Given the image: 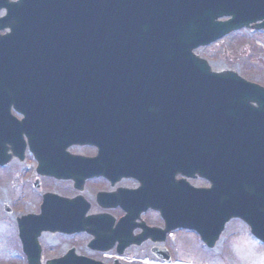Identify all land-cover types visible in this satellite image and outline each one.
I'll use <instances>...</instances> for the list:
<instances>
[{
    "label": "water",
    "instance_id": "obj_1",
    "mask_svg": "<svg viewBox=\"0 0 264 264\" xmlns=\"http://www.w3.org/2000/svg\"><path fill=\"white\" fill-rule=\"evenodd\" d=\"M3 9L0 31L8 32L0 35V165L22 158L26 133L37 173L73 179L82 189L83 161L65 152L67 141L78 137L75 125L61 117L46 119L43 112L34 114L37 107L16 102L79 100L65 94L66 79L74 74L65 63L85 60L91 67L94 56L117 57L98 60L99 99L137 102L133 115L146 114L162 138L159 149L134 152L133 172L141 180L137 206L125 208L128 214L115 227L108 215L85 216L89 206L79 196L45 194L39 215L18 218L27 264H41L43 232L85 231L93 236L89 248L104 252L118 242L116 252L122 254L132 244L163 242L166 233L183 228L213 248L225 224L239 218L264 243V89L232 70L214 71L193 53L241 28L264 30V0H0ZM77 73L86 81L72 84L88 88L89 75L83 69ZM10 102L31 115L16 122L9 116ZM117 151L103 150L102 159L114 163L124 154ZM102 159L87 161L86 168L101 167ZM99 170L92 174L106 176ZM176 175L182 177L177 182ZM196 176L210 188L186 182ZM116 198L98 194L97 201L102 207L125 206V196L110 203ZM148 207L161 212L164 230L133 224ZM135 227L142 228L137 236ZM152 252L170 261L166 250ZM45 264L103 263L71 249Z\"/></svg>",
    "mask_w": 264,
    "mask_h": 264
},
{
    "label": "rangeland",
    "instance_id": "obj_2",
    "mask_svg": "<svg viewBox=\"0 0 264 264\" xmlns=\"http://www.w3.org/2000/svg\"><path fill=\"white\" fill-rule=\"evenodd\" d=\"M206 59L214 70L231 69L249 82L264 87V31L241 29L221 40L196 51ZM9 165L0 166V264H25L19 253L15 218L22 214L37 212L41 194L45 191L64 196H74L77 192L69 182L53 180L42 181L40 189L33 190L31 184L36 175L35 162L30 155L21 162L12 160ZM192 184L207 185L199 180ZM90 191V189H89ZM84 196L90 201L86 190ZM6 209H9L7 211ZM150 225H159L156 215L144 218ZM90 237L86 234L64 236L43 234L39 240L43 250V260L63 255L74 247L78 254L91 257L106 264L112 262L113 253L102 255L86 247ZM152 244L145 243L139 248L126 252L123 264H141L140 258L150 255ZM167 248L173 259L199 264H264V245L254 239L248 228L240 221H231L222 233L214 249H207L196 234L178 230L166 240Z\"/></svg>",
    "mask_w": 264,
    "mask_h": 264
},
{
    "label": "flooded vegetation",
    "instance_id": "obj_3",
    "mask_svg": "<svg viewBox=\"0 0 264 264\" xmlns=\"http://www.w3.org/2000/svg\"><path fill=\"white\" fill-rule=\"evenodd\" d=\"M81 105L79 106L78 111L76 112V117L82 119L87 123V128L90 130L96 131V123L102 119V115H100L99 112H102V107L108 106V105H103L101 104L100 101H86L82 100L80 102ZM12 114L17 118V119H22L23 114L21 112H18L17 110H11ZM25 137V136H24ZM101 138L99 133L94 132L93 133V139H84L86 141L85 143H82V145H72L68 148L69 152L73 154H78L84 158H92L95 157L98 154V145L97 143H101ZM125 143V142H123ZM131 151V144L128 143V153ZM26 155H30L29 152H26ZM117 162L120 163H127V159L125 160H119ZM118 175H115L114 178H116ZM44 181V180H43ZM42 179H40V183L43 182ZM137 182L133 180L132 177L127 176V177H121L115 180L114 185L112 186L109 181L102 177H96V178H91L89 180L85 181V191H88V194H90L91 199V211L93 213L99 212L100 209L96 206L94 203L95 201V196L97 192L99 191H114L117 192L118 189H134L137 187ZM90 189V191H89ZM109 212L116 218H120L123 215V211L121 208L117 207L113 210H109ZM149 213V212H147Z\"/></svg>",
    "mask_w": 264,
    "mask_h": 264
},
{
    "label": "bare ground",
    "instance_id": "obj_4",
    "mask_svg": "<svg viewBox=\"0 0 264 264\" xmlns=\"http://www.w3.org/2000/svg\"><path fill=\"white\" fill-rule=\"evenodd\" d=\"M164 264H199V263H193V262H182V261H171V262H165Z\"/></svg>",
    "mask_w": 264,
    "mask_h": 264
}]
</instances>
